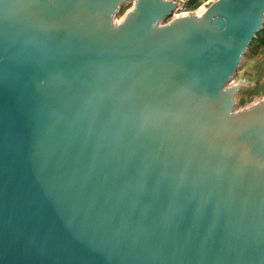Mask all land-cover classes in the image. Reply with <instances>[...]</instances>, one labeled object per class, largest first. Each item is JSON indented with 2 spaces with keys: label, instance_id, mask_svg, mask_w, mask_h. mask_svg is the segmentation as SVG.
<instances>
[{
  "label": "water",
  "instance_id": "95a60500",
  "mask_svg": "<svg viewBox=\"0 0 264 264\" xmlns=\"http://www.w3.org/2000/svg\"><path fill=\"white\" fill-rule=\"evenodd\" d=\"M178 8L0 0V264H264V0Z\"/></svg>",
  "mask_w": 264,
  "mask_h": 264
},
{
  "label": "rangeland",
  "instance_id": "374dc122",
  "mask_svg": "<svg viewBox=\"0 0 264 264\" xmlns=\"http://www.w3.org/2000/svg\"><path fill=\"white\" fill-rule=\"evenodd\" d=\"M178 1H180L182 5L189 4L187 8L191 9H197L203 2L202 0H197L195 7L194 5H191V1L196 0H189V2H187V0ZM212 1L214 0H207V3H211ZM182 11L183 9H177L173 15L164 20V22H168L173 17L179 15ZM203 11L204 8L199 10V13ZM254 44L255 45L252 46L250 45L247 53L240 63L236 75L229 83V86L234 84L240 85L239 95L236 96V109L249 106L264 99V46L259 48L261 44H257V41Z\"/></svg>",
  "mask_w": 264,
  "mask_h": 264
},
{
  "label": "built area",
  "instance_id": "2783aa9c",
  "mask_svg": "<svg viewBox=\"0 0 264 264\" xmlns=\"http://www.w3.org/2000/svg\"><path fill=\"white\" fill-rule=\"evenodd\" d=\"M179 4V8L178 9H183V11L177 15V16H180V15H185V14H191V13H195V14H200L199 13V10H201L202 8H204V10L207 8V5L210 3L208 2L207 3V0H202V4L197 8V9H191V8H187V6L189 4H185V5H182L180 1L176 0ZM187 2H189V0H187ZM195 8V7H194Z\"/></svg>",
  "mask_w": 264,
  "mask_h": 264
},
{
  "label": "trees",
  "instance_id": "16d2710c",
  "mask_svg": "<svg viewBox=\"0 0 264 264\" xmlns=\"http://www.w3.org/2000/svg\"><path fill=\"white\" fill-rule=\"evenodd\" d=\"M192 3H191V5H196L197 4V0L196 1H191ZM198 6V5H197ZM196 7V6H195ZM263 39H264V25H263V28L260 30V31H258L257 32V34H256V37L250 42V45L252 46V45H255L254 43L257 41V44H259L260 43V41L262 40L263 41ZM256 44V45H257ZM249 45V46H250Z\"/></svg>",
  "mask_w": 264,
  "mask_h": 264
},
{
  "label": "flooded vegetation",
  "instance_id": "af4514ba",
  "mask_svg": "<svg viewBox=\"0 0 264 264\" xmlns=\"http://www.w3.org/2000/svg\"><path fill=\"white\" fill-rule=\"evenodd\" d=\"M263 25H264V24H263ZM260 44H261V45L259 46V48L264 46V39H263V41H262V40L260 41Z\"/></svg>",
  "mask_w": 264,
  "mask_h": 264
},
{
  "label": "bare ground",
  "instance_id": "6f19581e",
  "mask_svg": "<svg viewBox=\"0 0 264 264\" xmlns=\"http://www.w3.org/2000/svg\"><path fill=\"white\" fill-rule=\"evenodd\" d=\"M202 13V12H201Z\"/></svg>",
  "mask_w": 264,
  "mask_h": 264
}]
</instances>
